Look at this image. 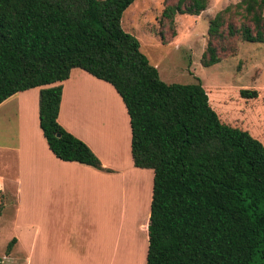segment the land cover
<instances>
[{
    "label": "trees",
    "instance_id": "16d2710c",
    "mask_svg": "<svg viewBox=\"0 0 264 264\" xmlns=\"http://www.w3.org/2000/svg\"><path fill=\"white\" fill-rule=\"evenodd\" d=\"M135 1L0 0V105L42 88L40 126L55 157L111 172L58 122L61 83L73 69L109 83L130 117L135 167L154 172L146 264H264V144L224 123L200 82L161 79L123 29ZM208 6L178 0L165 7L162 22L175 37L176 16H199ZM208 34L206 68L221 62L232 39L264 44V0L228 6ZM240 95L257 99L259 92Z\"/></svg>",
    "mask_w": 264,
    "mask_h": 264
},
{
    "label": "crops",
    "instance_id": "0c3cea01",
    "mask_svg": "<svg viewBox=\"0 0 264 264\" xmlns=\"http://www.w3.org/2000/svg\"><path fill=\"white\" fill-rule=\"evenodd\" d=\"M61 85L63 95L58 122L85 142L111 172L56 158L40 126L42 88L20 92L0 105V137H12L4 144L0 143V151L9 152L5 153L11 156H6L7 160L16 164L19 170L17 187L13 190L6 188L7 180L0 176V210H6L9 203L15 208L13 226L23 229V264H122L124 261L129 264L132 262V248L127 246L130 243H127L126 224L132 220L138 225L143 220L147 223L154 172L134 165L130 117L112 85L78 68L73 69L70 78ZM110 90L122 105V122L114 112L116 107L106 101L110 96L104 97L105 102L102 100L105 94L112 95ZM89 107H99L101 112ZM93 113H100L104 120H98ZM119 141L125 149V156H128L127 144L128 160L133 169L151 179V191L139 201L133 198L131 181L127 197L117 187L119 178L124 174L120 164L122 157L117 150ZM147 171L153 174H147ZM112 210L119 227L111 225L107 228L106 241L109 245L106 256H103L101 251L94 250L95 234ZM139 211L140 215L134 219L133 214ZM18 243L16 238L8 256H12ZM148 248L147 229L146 249L137 242L136 263L142 264V260L147 263ZM122 255L125 257L123 261Z\"/></svg>",
    "mask_w": 264,
    "mask_h": 264
},
{
    "label": "rangeland",
    "instance_id": "374dc122",
    "mask_svg": "<svg viewBox=\"0 0 264 264\" xmlns=\"http://www.w3.org/2000/svg\"><path fill=\"white\" fill-rule=\"evenodd\" d=\"M177 1L136 0L123 15V29L139 40L141 52L158 69L163 81L169 84L182 85L200 82L208 92L212 107L224 123L249 131L264 144V44L247 43L235 38L226 47L230 50L221 52L222 60L219 64L206 68L201 63L209 42L210 21L220 11L242 0H209L208 9L199 16H176V36L174 37L169 23L167 21L162 22V13L167 5L175 4ZM233 21L236 24L239 22L237 19H233ZM162 36L165 37V42L162 40ZM231 51L234 52L231 53ZM243 89L257 90L259 97L257 99H243L240 95ZM110 92L112 91L110 90ZM105 95L102 98L108 97L107 94ZM116 98L118 99V97ZM120 108H122V105L119 107L120 112L117 110H114V112L121 121L123 118L120 114H122L123 108L122 110ZM90 109L101 112L99 107ZM99 114L93 113L98 120H104V117ZM7 125L11 126L10 124ZM0 139V143L4 144L7 139L10 140L12 137H0ZM126 149L129 156L127 144ZM117 150L118 153L120 152L123 161H125L123 162L121 159L120 162L123 165V168H120L124 170V174L118 180L120 183H117L119 192H125V197H127L126 192H128L129 181H131V188L134 192L133 198L136 197L139 201L144 198L145 193L151 191V179H148L143 173L139 175V171L133 169L128 156H125V149L120 141ZM0 153V159L3 160L0 161V176L6 178V188L13 190L17 187L15 184L19 179L18 167L12 161L7 160L6 156L8 155L6 154L9 152L0 151ZM8 157L11 158V156ZM151 173L153 174L152 171H147V174ZM143 190L146 192H143ZM1 210L0 264H23V229L21 226H13L16 215L15 208L9 203L6 210L3 212ZM141 212L143 213L144 209ZM139 215L140 211L133 214L134 219ZM144 221L138 225L133 220L127 222L126 219L127 243H130L127 246L132 248V262H129V264H138V261L136 263L134 260L137 257V242L139 246L146 249L148 219L147 223ZM111 225L112 227H119L118 220L116 222L113 217V210L109 217L107 215L103 219L102 224L97 228L99 232L96 231L95 234L94 250L101 251L103 256H106L108 252L109 243L108 240L106 241V236H108L107 228ZM16 238L19 239V243L10 257L7 250ZM24 244L27 245V242ZM122 256L123 261L125 257ZM106 262H108L107 259ZM122 264H125V261ZM142 264H144V260H142Z\"/></svg>",
    "mask_w": 264,
    "mask_h": 264
},
{
    "label": "bare ground",
    "instance_id": "6f19581e",
    "mask_svg": "<svg viewBox=\"0 0 264 264\" xmlns=\"http://www.w3.org/2000/svg\"><path fill=\"white\" fill-rule=\"evenodd\" d=\"M110 94V93H109ZM105 96V95H104ZM108 96H110V104H112V105H114L115 107H116V109L118 110V112H120L119 111V107H121V105H120V102H119V100L116 98V96H114V94L112 93V95L110 94V95H108ZM106 98V97H105ZM104 98H102V100H103ZM96 101V100H95ZM104 101V100H103ZM106 101H109V100H106ZM105 102V101H104ZM105 104V103H104ZM106 104H107V102H106ZM105 106V105H104ZM121 110H122V108H120ZM115 110V109H114Z\"/></svg>",
    "mask_w": 264,
    "mask_h": 264
}]
</instances>
